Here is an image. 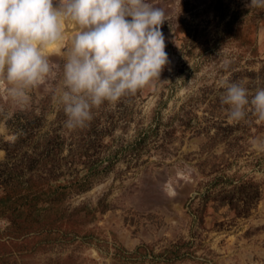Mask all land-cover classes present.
<instances>
[{"label": "rangeland", "instance_id": "rangeland-1", "mask_svg": "<svg viewBox=\"0 0 264 264\" xmlns=\"http://www.w3.org/2000/svg\"><path fill=\"white\" fill-rule=\"evenodd\" d=\"M151 2L168 65L85 128H64L48 85L27 105L0 87V264H264V122L229 123L218 88L264 87V9Z\"/></svg>", "mask_w": 264, "mask_h": 264}, {"label": "clouds", "instance_id": "clouds-1", "mask_svg": "<svg viewBox=\"0 0 264 264\" xmlns=\"http://www.w3.org/2000/svg\"><path fill=\"white\" fill-rule=\"evenodd\" d=\"M245 7L264 9V0ZM170 19L151 0H0V87L6 86L13 104L27 105L33 89L48 85L53 107L64 113V128L83 129L93 109L115 107L160 80L169 63L161 26ZM69 23L76 31L62 67L54 66L48 51L63 45ZM222 66L227 69L229 61ZM54 68L56 87L50 84ZM218 88L229 123L250 114L264 122V87L250 92L245 81L225 76Z\"/></svg>", "mask_w": 264, "mask_h": 264}, {"label": "bare ground", "instance_id": "bare-ground-1", "mask_svg": "<svg viewBox=\"0 0 264 264\" xmlns=\"http://www.w3.org/2000/svg\"><path fill=\"white\" fill-rule=\"evenodd\" d=\"M66 35H67V34H66ZM66 35H65V36H66ZM59 48H60V46L57 47V48H54V49H50L48 52H50V51H52V50H54V51H55V50H59Z\"/></svg>", "mask_w": 264, "mask_h": 264}]
</instances>
